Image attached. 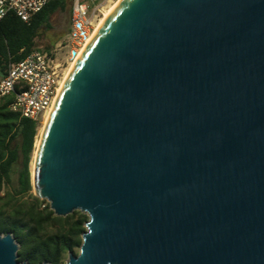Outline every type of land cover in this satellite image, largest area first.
Wrapping results in <instances>:
<instances>
[{"label": "water", "instance_id": "95a60500", "mask_svg": "<svg viewBox=\"0 0 264 264\" xmlns=\"http://www.w3.org/2000/svg\"><path fill=\"white\" fill-rule=\"evenodd\" d=\"M88 41L32 172L88 215L66 264H264V0H119Z\"/></svg>", "mask_w": 264, "mask_h": 264}, {"label": "trees", "instance_id": "16d2710c", "mask_svg": "<svg viewBox=\"0 0 264 264\" xmlns=\"http://www.w3.org/2000/svg\"><path fill=\"white\" fill-rule=\"evenodd\" d=\"M68 0H51L29 23L14 13L0 21V76L9 63L20 62L36 47L39 31L49 26L50 16L66 11ZM12 97L0 103V233L11 234L19 245L18 261L27 264H66L65 257L82 245L88 216L80 211L61 217L47 201L29 195L32 190L29 165L38 124L10 109ZM19 139L16 146L14 142ZM22 155L19 190L11 191L14 165ZM45 205L44 209L41 206Z\"/></svg>", "mask_w": 264, "mask_h": 264}, {"label": "built area", "instance_id": "2783aa9c", "mask_svg": "<svg viewBox=\"0 0 264 264\" xmlns=\"http://www.w3.org/2000/svg\"><path fill=\"white\" fill-rule=\"evenodd\" d=\"M51 0H0V21L14 13L29 23ZM96 14L84 0H72L67 56L62 61L35 47L20 62L9 63L0 80V103L12 97L10 109L21 117L41 122L52 109L64 78V67L79 58L95 31Z\"/></svg>", "mask_w": 264, "mask_h": 264}, {"label": "rangeland", "instance_id": "374dc122", "mask_svg": "<svg viewBox=\"0 0 264 264\" xmlns=\"http://www.w3.org/2000/svg\"><path fill=\"white\" fill-rule=\"evenodd\" d=\"M89 6L91 7V11L94 10L96 14L95 17V24H97L105 15V13L110 10L112 7L116 6L119 0H84ZM68 5L66 11H56L55 14L53 13L49 19V26L41 28L39 31L38 37L36 40V47L47 52L49 55L56 59L57 61H62L67 56V40H68V32L70 29L69 23V15H70V6L72 0H68ZM69 65L65 66L64 69L67 70ZM65 70V73H66ZM65 75V74H64ZM0 76V80H1ZM45 119H43L38 124V133L35 137V145L34 151L31 156V162L29 165L30 176H31V185H32V172L34 166V157L36 154L37 143L40 140V136L43 132ZM19 143V139L14 142L13 146H16ZM22 155H19V159L17 163L14 165L12 174H11V183L9 186H6L11 191L19 190V176L20 171L22 169ZM29 195H34V189L32 186V190L25 196L28 198ZM35 196V195H34ZM47 201V200H45ZM48 202V201H47ZM45 205L41 206V209H44ZM81 212V211H80ZM82 213V212H81ZM73 214V213H72ZM86 214V213H84ZM71 215V214H69ZM68 215V216H69ZM87 215V214H86ZM88 216V215H87ZM86 230V227H85ZM79 253V249H77L75 255ZM68 256L65 257V262H67Z\"/></svg>", "mask_w": 264, "mask_h": 264}, {"label": "bare ground", "instance_id": "6f19581e", "mask_svg": "<svg viewBox=\"0 0 264 264\" xmlns=\"http://www.w3.org/2000/svg\"><path fill=\"white\" fill-rule=\"evenodd\" d=\"M118 3V2H117ZM115 7V6H114ZM114 7H112L110 10H108L106 13H105V15L103 16V18L96 24V28H95V31L98 29V27L102 24V22L105 20V18H106V16H108L109 15V13L113 10V8ZM95 31L93 32V34L95 33ZM93 34H92V36H93ZM91 36V37H92ZM84 50V49H83ZM82 50V51H83ZM81 51V52H82ZM77 61V59L76 60H74V61H72V62H70L68 65V68H67V70H66V73H65V75H64V78H63V80H62V82H61V87H60V89H59V91H58V94H59V92H60V90L62 89V87H63V85H64V83H65V81H66V79H67V77H68V75H69V73L71 72V70H72V68H73V64H75V62ZM57 97H58V95L56 96V98H55V100H54V103L56 102V99H57ZM54 103H53V105H54ZM52 110V109H51ZM51 110L45 115V117H44V119H45V122H44V127H45V125H46V123H47V121H48V118H49V116H50V112H51ZM44 127H43V130H44ZM38 145H39V141H38V143H37V147H38Z\"/></svg>", "mask_w": 264, "mask_h": 264}]
</instances>
